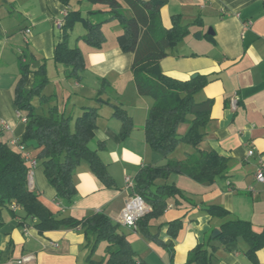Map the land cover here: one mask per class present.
Masks as SVG:
<instances>
[{
  "label": "crops",
  "instance_id": "obj_1",
  "mask_svg": "<svg viewBox=\"0 0 264 264\" xmlns=\"http://www.w3.org/2000/svg\"><path fill=\"white\" fill-rule=\"evenodd\" d=\"M75 8L60 0H0V139L13 145L26 128L24 115L14 102L21 73L19 63L30 62L36 69L46 61L49 82L44 93L53 95L49 104L57 103L73 119L85 106L98 108L97 129L90 146L97 149L115 184H105L90 164L82 161L73 177L77 194L68 204L57 196L37 160L30 172V188L58 218L107 214L126 234L137 258L148 264H185L190 252L199 243H208L213 231L220 230L221 224L230 219L249 220L260 229L264 225V185L256 182L255 172L264 154V0H168L161 8L163 26L172 25L174 14H180L182 22L189 25L183 51L172 50L161 61V67L166 74L181 79L194 74L209 76L211 81L197 95L199 100L214 99L200 146L229 158L227 177L213 183H200L184 174L169 177L168 182H174L186 199L177 202L174 197L168 198L167 209L159 218L151 219L150 230L165 242L172 240L173 250L120 221L126 201L133 194L126 178H135L147 165L167 162L146 140L145 123L154 100L137 90L131 73L135 55L120 47L117 35L121 29L105 33L101 48L79 45L86 62L80 80L69 76L71 66L54 61L62 21L67 11ZM87 8L98 9L89 5ZM248 21L252 25L245 27ZM27 28L31 30L28 34ZM82 31L80 28L81 41L86 33ZM14 55L22 59H14ZM10 63L18 66L15 73H10ZM36 83L31 74L26 86ZM118 103L133 121L126 137L121 135L123 121L113 115V106ZM251 148L255 152L249 155ZM185 150L195 152L194 147L186 146L183 154L174 151L171 156L183 158ZM210 204L225 207L229 214L212 216L205 210ZM0 219V264H101L108 256L106 242L92 252V243H87L80 226L40 232L35 227L36 220L26 217L22 207L3 208ZM176 219H183V225L173 238L168 233V222ZM247 249L241 237L230 249L219 245L213 264H253ZM257 257L259 264H264V249L257 252Z\"/></svg>",
  "mask_w": 264,
  "mask_h": 264
},
{
  "label": "trees",
  "instance_id": "obj_2",
  "mask_svg": "<svg viewBox=\"0 0 264 264\" xmlns=\"http://www.w3.org/2000/svg\"><path fill=\"white\" fill-rule=\"evenodd\" d=\"M60 1L66 6L71 2ZM89 1L104 5V8L90 10L85 15L79 9L67 11L61 24V37L54 49V61L59 65L71 66L69 76L80 80L86 69L84 53L79 46L69 43L76 22L82 20L85 25L86 33L81 38L88 45L101 48L106 41L102 24L112 19L120 20L122 28L117 41L123 51L135 55L131 73L137 90L140 95L150 96L154 100L145 123L146 140L152 150L167 158L163 165L145 166L134 178V191L153 208L152 213L139 219L137 230L173 250L172 240L165 242L158 233L150 230L151 219L164 214L168 198L174 197L177 202L186 199L174 182H168L169 177L184 174L200 183H213L217 178L228 175L229 158L214 149L200 146L205 136L204 130L211 120L214 99L199 100L197 95L211 80L203 74L181 79L163 72L161 61L189 33V25L182 22L180 14L172 16L170 27L163 26L161 8L168 0ZM125 11L130 15H126ZM20 72L14 102L26 117V128L13 145L0 139V213L5 207H22L26 217L36 220L35 227L40 232L80 226L87 243H92V252L101 242L107 243L108 256L101 264H148L137 258L126 234L107 214L96 212L81 219L58 218L39 194L30 188L32 166L26 158L27 151L34 159L41 161L57 196L68 204L77 194L73 177L82 161L88 162L93 172L108 186H113L115 181L97 149L90 146L97 129L98 108L85 106L81 114L73 119L57 103L49 104L53 95L44 93L49 82L46 61L33 69L30 62L21 60ZM31 74H34L37 83L27 87ZM113 115L123 121L121 135L126 137L133 128L132 118L120 106H115ZM181 127L183 132L180 131ZM182 143L194 147L195 152L185 150L183 158L172 157L171 154ZM159 179L164 182L158 183ZM205 210L212 216L226 217L229 214L225 207L218 204L207 205ZM2 225L0 219V228ZM182 225L183 219L168 222L169 235L175 238ZM220 230L221 233L215 238L210 237L208 243H199L190 252L185 264H213V256L219 245L230 249L240 237L248 245L246 254L252 263L259 264L257 252L264 249V225L256 229L251 221L238 218L223 222ZM210 241L219 243L210 244Z\"/></svg>",
  "mask_w": 264,
  "mask_h": 264
},
{
  "label": "built area",
  "instance_id": "obj_3",
  "mask_svg": "<svg viewBox=\"0 0 264 264\" xmlns=\"http://www.w3.org/2000/svg\"><path fill=\"white\" fill-rule=\"evenodd\" d=\"M250 25H252V21H248L244 23L245 27ZM25 31L27 34L31 32L30 28H27ZM23 119L26 121V117H23ZM20 148L23 149V146H20ZM254 152H255L254 148L248 150L249 155L254 154ZM26 158H28L32 167L36 165L37 160L32 157L29 151L26 152ZM255 180L256 182L264 185V154L260 156L259 163L255 172ZM126 183H127V188L133 190V194H131L126 201V204L121 213L120 221L122 224L126 226L137 229V223L139 219H141L147 214L152 213L153 208L147 203V201L144 199L143 196H141L140 194L134 191L136 186V182L134 178L127 177ZM22 262L23 260H19V263Z\"/></svg>",
  "mask_w": 264,
  "mask_h": 264
},
{
  "label": "rangeland",
  "instance_id": "obj_4",
  "mask_svg": "<svg viewBox=\"0 0 264 264\" xmlns=\"http://www.w3.org/2000/svg\"><path fill=\"white\" fill-rule=\"evenodd\" d=\"M70 5H72L73 7H76L75 9H79V10H81L82 9V11L84 10L82 7H83V5L85 6V10H84V13L85 14H88V12L90 11V8H87V6L89 5V6H91L92 8L93 7H98L99 9L100 8H104V5H101V4H98V5H96V4H94V3H92V2H90L89 0H71V2H70ZM83 13V14H84ZM125 13H126V15H130V13L128 12V11H125ZM84 14V15H85ZM76 27V28H75ZM80 28H82L83 29V31L81 32V33H83L84 31H86L85 30V25H84V22L82 21V20H78L77 22H76V24H75V26H74V29H73V31H72V33H71V36H70V40H69V43H70V45L71 46H82V47H84V46H86V45H88L87 43H86V41L85 40H82L81 41V39H80V37H79V29ZM121 29L122 28V25H121V22H120V20L119 19H112V20H110V21H106V22H104L103 24H102V29H103V31H104V33H111L113 30H116V29ZM121 31V30H120ZM195 38H197V36L195 35L194 36ZM198 39V38H197ZM78 41H80L81 43H79L78 44ZM22 46L24 45L23 43L21 44ZM21 46V47H22ZM79 46V47H80ZM172 50H174L175 52H177V51H183V40H181L173 49H171V52H172ZM14 59H18V60H20V57L18 56V55H14ZM21 64V62L19 63V65ZM9 68V71H10V73H15V71H17V69H18V66L16 67V65L15 64H11L10 63V65L8 66ZM163 70V69H162ZM2 71V68H0V72ZM164 72V71H163ZM55 75H56V73H54V74H51V79L53 80L54 79V77H55ZM56 77H58V76H56ZM198 99V98H197ZM114 100H116V98H115V96H114ZM117 105V104H116ZM115 105V106H116ZM118 105L121 107V108H123V109H125L124 107H123V105L121 104V103H118ZM115 106H113V108H115ZM102 108V107H101ZM100 108V109H101ZM45 109L47 110V105H45ZM102 109H104V108H102ZM40 111H42V109L40 108ZM183 127H185V126H183ZM183 127H181L180 128V131H182V129H183ZM186 146L187 145H185V144H179L178 146H177V148L175 149V153L176 154H183V151H184V149L186 148ZM191 148V147H190ZM188 149H189V147H188Z\"/></svg>",
  "mask_w": 264,
  "mask_h": 264
},
{
  "label": "water",
  "instance_id": "obj_5",
  "mask_svg": "<svg viewBox=\"0 0 264 264\" xmlns=\"http://www.w3.org/2000/svg\"><path fill=\"white\" fill-rule=\"evenodd\" d=\"M198 35H200V34H198ZM197 75H198V74H194L193 77H196ZM220 233H221V230H219V229H215V230L213 231V233H212V237L215 238V237H217Z\"/></svg>",
  "mask_w": 264,
  "mask_h": 264
}]
</instances>
